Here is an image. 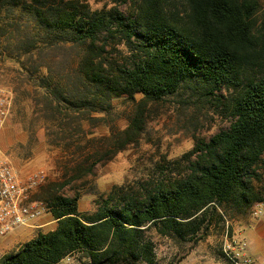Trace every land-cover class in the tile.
I'll use <instances>...</instances> for the list:
<instances>
[{
    "label": "trees",
    "instance_id": "obj_1",
    "mask_svg": "<svg viewBox=\"0 0 264 264\" xmlns=\"http://www.w3.org/2000/svg\"><path fill=\"white\" fill-rule=\"evenodd\" d=\"M180 1L181 10L175 0H132L131 12L124 14L111 0H0V8L32 22L26 33L32 54L16 62L21 74L13 102L27 133L40 119L51 120L63 131L51 144L79 147L88 134L83 121H95L91 113L110 117L113 100L122 99L134 103V111L114 138L116 147L108 152L113 155L142 132L147 103L183 88L230 118L226 129L195 140L182 157L183 173L145 191L115 186L95 202L93 213L79 211L77 194L61 195L55 184L46 187L38 201L56 228L3 256L0 264H58L76 253L84 254L85 264H156L152 229L184 240L206 223L208 229V216L219 207L263 201L252 185L264 163V18L257 25L258 0ZM55 46L75 54H45ZM33 58L35 66H30ZM63 65L65 73L54 72ZM85 90L86 96L79 94ZM27 91L26 99L36 105L34 119L24 105ZM70 129L80 136L70 137ZM97 155L91 152L90 158ZM99 162L94 159L86 172Z\"/></svg>",
    "mask_w": 264,
    "mask_h": 264
},
{
    "label": "rangeland",
    "instance_id": "obj_2",
    "mask_svg": "<svg viewBox=\"0 0 264 264\" xmlns=\"http://www.w3.org/2000/svg\"><path fill=\"white\" fill-rule=\"evenodd\" d=\"M111 2L124 14L131 12L132 0H111ZM258 4L259 11L255 15L257 25L264 18V0H258ZM175 6L181 10V1L175 0ZM31 26L32 22L27 15L1 6L0 88L11 94L13 102L16 98L14 87L21 74L16 62L18 60L25 62L29 58L28 54H32V41L26 35ZM55 47L58 48H52L45 54L52 56L63 54L69 58L75 54L74 50L67 47L64 49L61 46ZM32 62L34 58L28 63L30 66H35ZM64 67L65 65L59 66L53 70L56 73H65ZM40 74L45 75V71L40 70ZM26 79L30 85L31 80ZM26 94L28 91L23 92L22 97L29 111L28 118L34 119L31 114L36 105L30 99H26ZM79 94L86 96L88 92L80 91ZM33 96L31 88L30 97ZM139 99L140 96L137 95L136 100ZM113 107L110 117L91 113V117L96 118L95 121L86 120L82 123L88 133L87 136L80 141L79 147L72 145L70 148L65 147V143L60 140V143L51 144L54 143L53 139L63 136V131L55 129L51 120L40 119L34 123L31 133H27L22 122L15 115L13 107L0 136V152L21 182H25L34 172L42 173L43 182L32 190L31 201H38L43 189L55 184L61 195L69 197L78 195V209L81 213H93L96 208L95 202L105 198L115 186H127L134 191H145L152 189L159 182L183 173L186 163L182 161V157L192 150L195 140H208L220 130L226 129L230 123V118L214 103L206 102L190 88H183L160 102L147 103L144 107L145 120L140 135L124 149L110 155L108 152L116 147L114 138L128 125L134 111V103L115 99ZM70 132V137L77 138L79 135L72 129ZM88 142L89 149L84 150V145ZM91 152H98L99 155L91 159ZM94 159L100 162L91 172H86ZM178 160H180L179 165L174 163ZM256 175L252 185L261 194L263 201L234 208L219 207L217 214L212 213L208 216L211 218L208 229H204L206 223L195 236L184 240L173 241L159 236L152 229L149 235L154 243L156 264H184L185 257L192 251L199 252L198 254L211 252L216 261L223 263L220 252L226 224L228 231L237 229L240 221L255 217L253 210L256 204H262L264 211V163L260 164ZM67 182L68 185L61 190L58 189L59 185ZM220 213L223 216H220ZM196 238H198L197 242H195ZM68 259L65 261L67 264L87 262L84 254L80 253Z\"/></svg>",
    "mask_w": 264,
    "mask_h": 264
},
{
    "label": "built area",
    "instance_id": "obj_3",
    "mask_svg": "<svg viewBox=\"0 0 264 264\" xmlns=\"http://www.w3.org/2000/svg\"><path fill=\"white\" fill-rule=\"evenodd\" d=\"M12 109L11 94L0 88V136ZM43 179L41 172H34L25 182H21L0 152V239L16 229L28 226L46 213L45 205L42 202L30 200L32 190L37 188ZM262 213L263 205L256 204L253 215L258 218ZM246 248V241L235 237L232 233L229 234L228 224H226L221 247L225 262L227 264H251V261L245 257Z\"/></svg>",
    "mask_w": 264,
    "mask_h": 264
},
{
    "label": "crops",
    "instance_id": "obj_4",
    "mask_svg": "<svg viewBox=\"0 0 264 264\" xmlns=\"http://www.w3.org/2000/svg\"><path fill=\"white\" fill-rule=\"evenodd\" d=\"M56 228V222L49 213H45L28 226L14 230L6 237L0 239V259L8 254L16 253L22 245L37 237L38 234H45ZM232 234L244 239L247 243L245 257L251 261V264H264V211L260 217H251L240 221L239 227L232 230ZM192 251L185 259L184 264H224L216 261L211 252L198 254ZM58 264H67L65 261ZM79 264V263H78Z\"/></svg>",
    "mask_w": 264,
    "mask_h": 264
}]
</instances>
